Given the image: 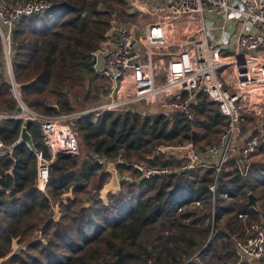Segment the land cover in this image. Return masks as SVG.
<instances>
[{"label":"trees","instance_id":"obj_1","mask_svg":"<svg viewBox=\"0 0 264 264\" xmlns=\"http://www.w3.org/2000/svg\"><path fill=\"white\" fill-rule=\"evenodd\" d=\"M54 1L43 14L16 21L10 61L18 95L31 110L44 116L73 115L91 107L85 80L98 73L92 50L112 17L126 20L131 14L126 0ZM4 67L0 39V111L13 115L19 103ZM95 89L98 96L100 88ZM192 109L193 120L179 112L148 110H104L68 118L77 151L51 162L44 190L36 185V154L25 143L1 154L2 264H233L235 240L244 237L246 225L264 221V141L251 153L247 176L231 161L219 172L215 166H202L150 178L119 164L118 174L126 178L120 181V191L108 193L106 201L100 197L110 173L96 161L97 155L114 159L123 148L127 161L179 168L182 160L160 147L190 141L194 150H203L214 143L226 117L214 115L215 105L203 92ZM22 124L19 118L1 119L0 143L16 141ZM25 124L37 150L49 158L40 121L26 119ZM215 180L212 203L208 186ZM69 192L72 197L64 201ZM224 192L227 198L220 196ZM195 200H201V206L189 207ZM56 202L57 221L49 217ZM239 213L247 214L245 222ZM38 229L47 244L30 242L9 254L14 241L29 240Z\"/></svg>","mask_w":264,"mask_h":264},{"label":"built area","instance_id":"obj_2","mask_svg":"<svg viewBox=\"0 0 264 264\" xmlns=\"http://www.w3.org/2000/svg\"><path fill=\"white\" fill-rule=\"evenodd\" d=\"M54 3V0H0V39L5 66L16 21L22 16L43 14ZM137 8L149 14V21L112 17L92 50L94 66L107 83L100 101L87 111L132 110L129 103L143 101L160 108L163 114L179 112L193 120L192 104L198 93L203 92L220 110V115L226 117L227 124L206 149L194 150L190 141L182 146L160 147L166 153H182L179 168L127 161L123 158V148L114 159L97 155L96 161L105 170L113 169L119 180L126 179L116 176L119 164L132 166L141 177L150 178L202 166H215L219 172L224 163L231 161L240 175L247 176L251 153L264 141V121L254 128L255 132L245 130L247 113L264 111V0H162L150 9ZM32 116L23 122L40 121L42 142L50 155L46 158L43 151L35 152L36 185L44 190L51 162L60 154L74 155L77 141L71 129L61 125L71 116ZM10 117L0 114V120ZM17 143L18 139L9 144L8 153ZM216 186V180L208 186L212 203ZM220 196L228 197L225 192ZM58 203L51 205L50 216L55 221L60 217ZM201 204V200H195L189 207ZM238 217L245 222L247 214L239 213ZM34 236V240L46 242L40 230ZM234 252L233 264H264L263 220L246 225L244 237L234 242Z\"/></svg>","mask_w":264,"mask_h":264},{"label":"rangeland","instance_id":"obj_3","mask_svg":"<svg viewBox=\"0 0 264 264\" xmlns=\"http://www.w3.org/2000/svg\"><path fill=\"white\" fill-rule=\"evenodd\" d=\"M126 1H127V5H128L127 6V10L128 11L131 10L132 12L135 13V14H132V17L130 16L131 19H134L133 21H136L137 19H142V22L149 21L150 16H149L148 13H145L144 14L143 12L139 11L137 7L144 8V4L153 7L156 3H161L162 2V0H156V3H154L155 0H126ZM146 9H150V8H147V6H146ZM106 83H107L106 82V77L103 74H99V73L92 74L89 78H86L85 84H86V87L88 88V91H89L88 92V100L91 103L90 106L95 105L94 103H96L97 100L100 101L99 100V96H101V95L103 96V94H104V88L106 86ZM96 86H98L100 88L98 90V96H97L96 91H95L96 90L95 89ZM78 106H80V105H77L76 107H78ZM129 106L131 107L132 110H138V111H141V110H151V108H152V105L145 104L143 101L129 103ZM153 108H154V110H152L153 113H155L157 110H158L157 113H161V109L160 108H158V107H153ZM86 110L87 109L82 108V109L76 110L75 112H73L71 114H76V113H79V112H82V111H86ZM259 112L260 113H255V112L251 111V112L247 113V123L245 125L246 132H247V130L248 131H253L256 126L261 125V123L264 121V111L260 110ZM36 113L40 114V112H38V111H36ZM0 114L1 115H5V116H13L14 115V114L13 115L7 114V113H4L2 111H0ZM40 115H42V114H40ZM27 116L33 117L31 114H27V115L25 114L24 117L22 116V118H20V119L23 120ZM56 116H59V115H56ZM69 116H71V115H69ZM61 125L68 126L70 128V126L67 124V122H62ZM263 131H264V126H263ZM261 140H263V139H261ZM184 142H186V141H184ZM167 146L168 147H170V146H172V147L175 146L176 147V146H179V145H167ZM180 146H182V145H180ZM192 149H193V147H192ZM237 149H239V147H237ZM169 153H174L176 156H178V158H180L179 154L182 155L181 152L178 153V152H171L170 151ZM251 159H252V157H251ZM263 160H264V158H263ZM118 173H119V171L117 170L116 171V176L120 175ZM120 181L121 180H119V179L111 176V174H110V177H109L107 183L103 186L104 192L102 191L103 188L101 190L100 197L103 200L106 201V196H107L108 193H112V192L118 193L120 191ZM255 184H259V183L256 182ZM115 187L118 188L119 190L118 191L115 190ZM107 190H110L111 192H107ZM65 196L66 197L67 196L72 197L71 193H68V194L66 193ZM59 212H60V209H59ZM49 217L52 218L50 215H49ZM38 230H40V229H38ZM34 238H35V236L33 235V237H31L29 240H26L24 242L18 243L17 241H14L12 243V251L9 254L17 253L20 250H23L25 248V246H27V244H29L30 242L36 241V240H34ZM45 239H46V242H44L42 244H47V241L48 240H47L46 237H45ZM18 246H21V249L17 250V247ZM3 259H5V258L0 259V264H2Z\"/></svg>","mask_w":264,"mask_h":264},{"label":"water","instance_id":"obj_4","mask_svg":"<svg viewBox=\"0 0 264 264\" xmlns=\"http://www.w3.org/2000/svg\"><path fill=\"white\" fill-rule=\"evenodd\" d=\"M5 57H6V66L3 69H6V71L8 73V76H9L11 84H12L13 92H14V94H15L17 100H18V103H19L15 107L14 115L20 113L22 111L23 107H25L28 110L29 114L40 116V114H38V113L34 112L33 110H31L20 99V97L18 95V92H17L15 81H14V78H13V72H12L10 57L8 55L5 56ZM95 62L96 61L94 59L93 63H95ZM89 112L90 111H87V110L86 111H82V112H79V113L71 115V117L78 116V115L85 114V113H89ZM219 114H220V110L218 108H215L214 109V115H219ZM10 118H16V117H10ZM18 142L19 143H25L28 146V148L31 151H33V152L37 151V148H36V146L34 144L33 137L31 135V133L28 131L27 126H26V124L24 122H23V124L21 125V128H20V132H19V135H18ZM10 150H11L10 145L0 143V155L8 153V152H10ZM248 199H249V202L252 204V206H256L255 196L252 193L248 194ZM212 232H213V228H212ZM208 241H209V239H208ZM19 249H21V246L17 247V250H19Z\"/></svg>","mask_w":264,"mask_h":264},{"label":"crops","instance_id":"obj_5","mask_svg":"<svg viewBox=\"0 0 264 264\" xmlns=\"http://www.w3.org/2000/svg\"><path fill=\"white\" fill-rule=\"evenodd\" d=\"M154 3H156V0L154 1ZM157 4V3H156ZM146 6H147V8H152V6H148V5H145L144 4V9H146ZM131 17H132V15H131ZM131 17L129 18V19H131ZM92 61H93V59H92ZM94 64V63H93ZM102 96V95H101ZM153 107H155L154 105H152V108H151V110H148V111H152V110H154V108ZM215 108H216V106H215ZM158 111V110H157ZM162 112V111H161ZM264 126V125H263ZM263 129V128H262ZM254 132H255V130H253ZM175 152H178V153H180V151H175ZM180 155V154H179ZM105 170V169H104ZM105 171H107V172H109L110 174H111V176H113V177H115V171L113 170V169H111L110 167H107L106 168V170ZM115 189H116V187H115ZM103 191V190H102ZM106 192V191H105ZM107 192H111L110 190H107ZM70 193V192H69ZM101 193V192H100ZM103 193V192H102ZM68 194V193H67ZM63 198V200H65L66 199V196H65V194L62 196ZM68 197V196H67ZM253 207H256V206H253Z\"/></svg>","mask_w":264,"mask_h":264},{"label":"bare ground","instance_id":"obj_6","mask_svg":"<svg viewBox=\"0 0 264 264\" xmlns=\"http://www.w3.org/2000/svg\"><path fill=\"white\" fill-rule=\"evenodd\" d=\"M25 114L27 115V114H29V112H28V110L25 107H23V109H22V111L20 113L15 114V115H13L11 117L22 118V116L24 117Z\"/></svg>","mask_w":264,"mask_h":264}]
</instances>
